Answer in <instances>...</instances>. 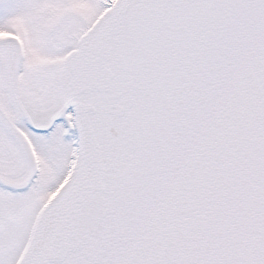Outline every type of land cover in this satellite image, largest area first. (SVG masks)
<instances>
[{
	"label": "snow or ice",
	"instance_id": "6c2138e0",
	"mask_svg": "<svg viewBox=\"0 0 264 264\" xmlns=\"http://www.w3.org/2000/svg\"><path fill=\"white\" fill-rule=\"evenodd\" d=\"M0 264H264V0H0Z\"/></svg>",
	"mask_w": 264,
	"mask_h": 264
}]
</instances>
